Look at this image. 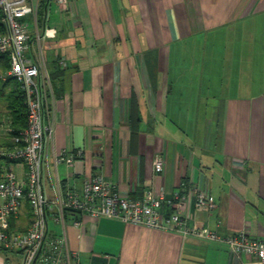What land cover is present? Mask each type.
<instances>
[{
	"label": "crops",
	"instance_id": "1",
	"mask_svg": "<svg viewBox=\"0 0 264 264\" xmlns=\"http://www.w3.org/2000/svg\"><path fill=\"white\" fill-rule=\"evenodd\" d=\"M24 22L26 56L42 58L53 85L42 167L50 201L100 174L130 199L147 188L185 196L164 211L178 208L189 227L264 239V0H74L68 10L40 0ZM3 66L0 146L11 136ZM78 152L72 165L56 161ZM6 169L25 171L0 160V179ZM195 188L213 211L196 210ZM56 212L48 231L65 237L71 264H259L222 243L116 219L75 227L79 216L66 214L62 226ZM30 219L25 206L17 227Z\"/></svg>",
	"mask_w": 264,
	"mask_h": 264
},
{
	"label": "built area",
	"instance_id": "2",
	"mask_svg": "<svg viewBox=\"0 0 264 264\" xmlns=\"http://www.w3.org/2000/svg\"><path fill=\"white\" fill-rule=\"evenodd\" d=\"M68 10L74 0H52ZM40 0H0V12L5 31L0 34V55H7L9 67L3 78L13 79L19 86L25 107L26 126L18 134L11 135L10 147L0 148V160L13 162L25 168L18 176L6 169L0 179V248L20 255L19 264H71V254L65 237H55L48 231L49 212L56 208L54 219L64 226L66 214L79 216L74 226H83L87 217L91 222L100 218L116 219L124 224L142 226L165 232H178L183 238L199 239L224 244L229 252L238 256H252L264 264V239L254 237L247 229L221 237L206 228L189 227L178 208L165 213L164 206L173 207L174 201L185 196L175 194L167 200L163 191L145 189L141 196L130 199L121 194L114 183L100 174H94L83 182L81 193L69 192L66 198L50 201L44 192L42 167L46 146L54 127L46 120L48 97L53 96V85L47 67L41 57L34 62L26 56L31 39L24 19L33 16L36 20ZM60 67H66L64 59ZM75 155L61 154L56 161L72 165ZM153 170L160 174L164 170V156L159 154L153 161ZM195 208L211 212L215 204L202 189L193 190ZM27 206L31 216L28 225L17 227L22 209Z\"/></svg>",
	"mask_w": 264,
	"mask_h": 264
},
{
	"label": "trees",
	"instance_id": "3",
	"mask_svg": "<svg viewBox=\"0 0 264 264\" xmlns=\"http://www.w3.org/2000/svg\"><path fill=\"white\" fill-rule=\"evenodd\" d=\"M1 19H2V13L0 12V34L4 33L5 31V27ZM0 59L3 60L4 62L3 70L6 71L9 67V59L7 55H0ZM6 83H11V92L7 96V102L10 109V121H11L9 125L10 129L8 134L15 135L21 132L26 126V107L18 84L11 78L6 79ZM10 146L11 143L9 141V144H7L6 146H0V148L2 147L8 148Z\"/></svg>",
	"mask_w": 264,
	"mask_h": 264
},
{
	"label": "rangeland",
	"instance_id": "4",
	"mask_svg": "<svg viewBox=\"0 0 264 264\" xmlns=\"http://www.w3.org/2000/svg\"><path fill=\"white\" fill-rule=\"evenodd\" d=\"M21 256L0 248V264H18Z\"/></svg>",
	"mask_w": 264,
	"mask_h": 264
}]
</instances>
